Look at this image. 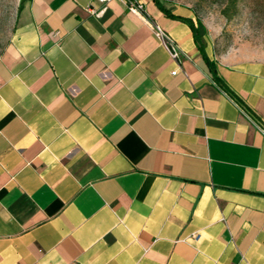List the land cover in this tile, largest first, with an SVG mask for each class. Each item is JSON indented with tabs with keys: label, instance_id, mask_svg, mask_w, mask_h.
<instances>
[{
	"label": "crops",
	"instance_id": "1",
	"mask_svg": "<svg viewBox=\"0 0 264 264\" xmlns=\"http://www.w3.org/2000/svg\"><path fill=\"white\" fill-rule=\"evenodd\" d=\"M140 1L21 0L0 55V264H264V60Z\"/></svg>",
	"mask_w": 264,
	"mask_h": 264
},
{
	"label": "rangeland",
	"instance_id": "2",
	"mask_svg": "<svg viewBox=\"0 0 264 264\" xmlns=\"http://www.w3.org/2000/svg\"><path fill=\"white\" fill-rule=\"evenodd\" d=\"M191 9L218 56L232 61L264 60V0H165ZM21 0H0V55L13 31Z\"/></svg>",
	"mask_w": 264,
	"mask_h": 264
},
{
	"label": "built area",
	"instance_id": "3",
	"mask_svg": "<svg viewBox=\"0 0 264 264\" xmlns=\"http://www.w3.org/2000/svg\"><path fill=\"white\" fill-rule=\"evenodd\" d=\"M99 3H108L112 0H96ZM131 13H138L143 10V5L140 0H123ZM152 32L155 38L158 40L159 44L167 51L171 60L179 64L180 58L183 55L182 49L179 44L162 28L156 24H152ZM179 66V65H178ZM180 68L177 67L172 73V76H176L179 73ZM243 114L248 117L246 112L243 111ZM258 127V126H257ZM259 130L264 134V128L258 127Z\"/></svg>",
	"mask_w": 264,
	"mask_h": 264
},
{
	"label": "trees",
	"instance_id": "4",
	"mask_svg": "<svg viewBox=\"0 0 264 264\" xmlns=\"http://www.w3.org/2000/svg\"><path fill=\"white\" fill-rule=\"evenodd\" d=\"M154 1H155V3L159 6V8L163 10V7H162V5H161V0H154ZM240 1H241V0H226V4H229V5L232 6V5H235V4H239ZM198 24H199L200 26H202V23H201V22H198ZM191 27H192V29H193V31H194L195 39H196L197 42L199 43V48H200V50H201V53H202L203 57H205V52H204V48H203L202 43H201V38L199 39L198 34H197V31H196V29L194 28V25H192ZM205 60H206V62H207V65H208L209 69H210V70L213 72V74H214V72H215V64L212 63V62H209V60H207L206 58H205ZM215 80H216L220 85L223 86L222 81H220L218 78H215ZM224 89H225L228 93H231L226 87H224Z\"/></svg>",
	"mask_w": 264,
	"mask_h": 264
}]
</instances>
